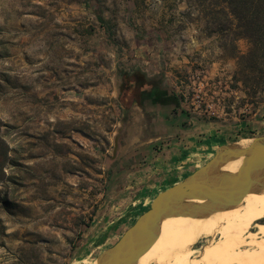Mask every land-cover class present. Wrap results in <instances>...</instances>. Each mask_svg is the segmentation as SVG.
<instances>
[{"label":"rangeland","instance_id":"374dc122","mask_svg":"<svg viewBox=\"0 0 264 264\" xmlns=\"http://www.w3.org/2000/svg\"><path fill=\"white\" fill-rule=\"evenodd\" d=\"M185 8L184 0H0V264H96L149 208L142 199L126 211L133 195H156L133 172L145 166L148 142L157 152L170 140L163 111L210 123L224 135L218 146L264 136V93L250 99L231 87L234 55L248 42L206 35L196 12L192 21L179 14ZM141 81L174 93L178 107L141 100Z\"/></svg>","mask_w":264,"mask_h":264},{"label":"water","instance_id":"95a60500","mask_svg":"<svg viewBox=\"0 0 264 264\" xmlns=\"http://www.w3.org/2000/svg\"><path fill=\"white\" fill-rule=\"evenodd\" d=\"M237 159L240 163L234 171L223 169ZM263 189L264 136L253 138L248 144H222L205 163L158 192L149 208L96 257V264H138L158 237L164 219L206 217L235 208L246 195Z\"/></svg>","mask_w":264,"mask_h":264},{"label":"bare ground","instance_id":"6f19581e","mask_svg":"<svg viewBox=\"0 0 264 264\" xmlns=\"http://www.w3.org/2000/svg\"><path fill=\"white\" fill-rule=\"evenodd\" d=\"M239 163L240 159L230 161L223 169L234 171ZM260 220H264V189L249 193L235 208L206 217L166 218L138 264H264V222ZM214 234L219 239L207 241ZM201 238L206 240L200 257L189 259L191 253L195 255L191 247Z\"/></svg>","mask_w":264,"mask_h":264},{"label":"trees","instance_id":"16d2710c","mask_svg":"<svg viewBox=\"0 0 264 264\" xmlns=\"http://www.w3.org/2000/svg\"><path fill=\"white\" fill-rule=\"evenodd\" d=\"M186 8L180 11L182 17L192 21H204L206 35L218 34L230 40L245 39L249 46L243 53H236V67L233 71L232 88L241 87L246 97L254 99L264 93V0H184ZM98 21L107 23L101 15ZM235 48V47H234ZM1 57V55H0ZM141 100L161 105L165 110L178 107L174 93L157 85L154 81H141ZM182 114L183 110H178ZM171 119V118H170ZM184 123H182L183 126ZM176 126L175 121L169 123Z\"/></svg>","mask_w":264,"mask_h":264},{"label":"crops","instance_id":"0c3cea01","mask_svg":"<svg viewBox=\"0 0 264 264\" xmlns=\"http://www.w3.org/2000/svg\"><path fill=\"white\" fill-rule=\"evenodd\" d=\"M179 110H183L184 112L182 114L178 111L173 114H169L167 111L162 112V114H164L163 117H161L162 124L165 127V131H168L169 135H171L170 140L166 144V147H163L160 151L157 150V152L154 150V147L150 145L151 142H148L145 145L147 150L146 164L141 170L133 172V175H142L144 181L147 182L145 188H156L157 191L155 194L171 186L175 182L182 180L197 167L205 163L206 160L203 163H196L199 158L191 159V156L200 155L204 149H212L213 152L210 154L211 157L224 138L220 130L211 129L210 123H200V119L197 117L186 113L184 109ZM170 121H175L176 126L174 127L177 129H172V131H170L168 127ZM184 122L187 123L189 127L184 128V126H182ZM130 142L132 143L133 140L129 141V144ZM129 144L128 149L130 146ZM195 152H198V154H194ZM128 187L129 186H126L125 188ZM146 194V189L138 191L137 194L133 195L131 204H129L125 210L128 211L133 205L141 202L142 199L143 203L151 202L154 195L145 198ZM130 199L131 198H129V200ZM123 200H127V198ZM129 218H131V215L124 220ZM121 226L122 225L119 223L110 226L107 234L115 236ZM76 263L81 264L79 260H77Z\"/></svg>","mask_w":264,"mask_h":264}]
</instances>
